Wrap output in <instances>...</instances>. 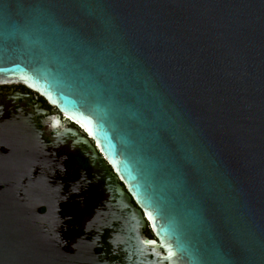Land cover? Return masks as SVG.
Returning <instances> with one entry per match:
<instances>
[{"label":"water","instance_id":"obj_1","mask_svg":"<svg viewBox=\"0 0 264 264\" xmlns=\"http://www.w3.org/2000/svg\"><path fill=\"white\" fill-rule=\"evenodd\" d=\"M86 2L0 0V84L111 174L120 259L9 182L0 264H264V0Z\"/></svg>","mask_w":264,"mask_h":264},{"label":"flooded vegetation","instance_id":"obj_2","mask_svg":"<svg viewBox=\"0 0 264 264\" xmlns=\"http://www.w3.org/2000/svg\"><path fill=\"white\" fill-rule=\"evenodd\" d=\"M55 113L59 111L25 86L0 84V196L15 182L40 204L41 214L47 206L39 198L59 200L65 250L76 252L90 244L102 262H115L122 223L114 222L112 176L87 157L84 145L61 136ZM22 181L29 187L23 189ZM144 233L153 237L148 229Z\"/></svg>","mask_w":264,"mask_h":264},{"label":"snow or ice","instance_id":"obj_3","mask_svg":"<svg viewBox=\"0 0 264 264\" xmlns=\"http://www.w3.org/2000/svg\"><path fill=\"white\" fill-rule=\"evenodd\" d=\"M84 6H88L86 0H84ZM20 35L23 38H27V35L25 33H20ZM185 159H190V157L189 156H186ZM149 243H151V242H149Z\"/></svg>","mask_w":264,"mask_h":264}]
</instances>
